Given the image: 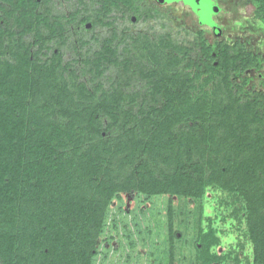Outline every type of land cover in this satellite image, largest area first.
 Wrapping results in <instances>:
<instances>
[{
	"label": "trees",
	"instance_id": "trees-1",
	"mask_svg": "<svg viewBox=\"0 0 264 264\" xmlns=\"http://www.w3.org/2000/svg\"><path fill=\"white\" fill-rule=\"evenodd\" d=\"M0 1V264H92L113 196L196 200L209 184L243 199L251 262L264 264V92L232 76L261 56L219 44L213 65L206 46L192 65L213 85L196 97V75L166 70L171 54L135 66L113 33L81 61L88 84L62 66L68 35L42 11L50 0ZM118 1L104 0L101 16ZM253 2L264 23V0ZM101 16L93 23L113 24ZM136 75L145 88L128 91ZM217 242L202 234L198 264L225 258Z\"/></svg>",
	"mask_w": 264,
	"mask_h": 264
},
{
	"label": "rangeland",
	"instance_id": "rangeland-1",
	"mask_svg": "<svg viewBox=\"0 0 264 264\" xmlns=\"http://www.w3.org/2000/svg\"><path fill=\"white\" fill-rule=\"evenodd\" d=\"M189 1L194 2L119 0L114 3L116 7L113 2L108 3L110 11L106 17L101 16L100 10L104 0H52L51 5L53 12L62 17L75 16L78 27L87 25L83 32L88 36L92 32L99 36L117 33L118 48L122 53L124 48L135 66L138 63L143 68L155 67L157 57L171 54L172 63L166 70L196 75L194 96H208L213 85L208 77L210 71H197L192 65L193 61L203 59L201 44L216 38L227 41L241 38L249 49L258 46L264 50V24L252 17L256 9L253 0H207L214 7L210 11L194 7ZM99 12L104 21L113 22L112 26L96 23L91 28ZM128 15L136 19L130 21ZM84 17L88 19L84 21ZM217 26L222 28L221 34L215 33ZM11 30L14 32L15 28ZM27 39L32 40V35L29 34ZM76 39L77 35L70 37L62 66L68 63V71L89 84L81 62L85 53L78 48L80 42ZM84 39L82 37L81 41ZM91 40L96 48L97 43ZM164 60L167 59L160 57V61ZM136 72L139 74V70ZM115 78L116 69H110L109 84H113ZM244 79H249L244 85L245 93L264 91V69L260 73L246 71L244 77H234L236 81ZM145 83L144 78L133 76L127 90H143ZM119 194V197L113 196L106 207L92 264H198L197 242L203 233L212 235L213 231L218 241L216 249L225 256L219 264H252L244 201L235 193L209 184L202 197L196 200L168 194L149 197L140 192ZM169 203L172 205L171 216Z\"/></svg>",
	"mask_w": 264,
	"mask_h": 264
},
{
	"label": "flooded vegetation",
	"instance_id": "flooded-vegetation-1",
	"mask_svg": "<svg viewBox=\"0 0 264 264\" xmlns=\"http://www.w3.org/2000/svg\"><path fill=\"white\" fill-rule=\"evenodd\" d=\"M188 1V0H187ZM1 2V1H0ZM51 2H52V0H50L47 4H45V5H43V6H45V8H44V10L43 11H45V9H47V12L48 13H50V18L51 19H53L54 18V16L55 15H58V14H56L55 12H53V10H54V8H53V6L51 5ZM189 2H191L193 5H194V7H199L201 10H206V11H210V10H213V6H211L210 4H209V2L207 1V0H194V2H192V1H189ZM134 10H136L135 8H134ZM135 15V14H134ZM59 16V15H58ZM253 19H255V20H258L255 16H254V12H253ZM63 19L61 20V22H62V26H64L65 27V30H67V37H66V40L64 41V45L61 47L62 48V50H63V54L65 55V51H66V49L68 48V45H69V40H70V37L72 36V38H73V36H75V35H77V39H76V41L77 42H80V44H79V46H78V48L80 49V51H81V48H82V51L85 53V54H88V52L89 53H91V50H94V49H97L98 48V46L100 45V42H101V39L103 38V37H105V36H99L98 34H95L94 32H92L91 34H89V36L88 35H86V33H84L83 31L84 30H86V28H87V25H83L82 27H78V25L76 24L75 25V16H64V17H62ZM127 18L131 21V20H135L136 18L135 17H133L132 15H128L127 16ZM85 21V20H84ZM262 22V21H261ZM263 23V22H262ZM94 23L92 22V24H91V28H93V25ZM264 24V23H263ZM95 25V24H94ZM107 27H108V25H106ZM109 26H112V24L111 25H109ZM74 27V28H73ZM111 28H113V27H111ZM221 29L222 28H220L219 26H217L216 28H215V33L216 34H221ZM202 33V32H201ZM29 35V33H27L26 34V36H28ZM82 37H85V39L83 40V41H81V38ZM241 37V36H240ZM91 39H93L94 40V42L95 43H97V46H96V48H93V45H92V43H91ZM116 43V42H115ZM87 44V47H84L85 45ZM223 45V44H227V45H229V46H234V45H236V44H239V46H237L236 48H240V45L242 46V48L244 49V50H246V51H248V52H250V53H252L253 55H259V56H261L262 57V59H263V61H262V63H261V67L259 68V67H256V66H253V67H248V68H246L243 72H239V71H236V72H234L233 73V79H234V77H236V76H243L244 77V75H245V73H246V71H253V72H258V73H260V71H262L263 69H264V50H262L261 48L262 47H258V46H255L256 48L255 49H249L248 48V46L246 45V42L244 41V40H242L241 38H235L233 41H227V40H225L224 38H216L215 40H213L212 42H207V41H204V43H202L201 44V49H202V52H203V49H205V47L206 46H209V47H211L212 48V51L210 52V55H211V57H212V64L213 65H216V63H217V61L215 60V54H216V52H215V50L217 49V47L216 46H218V45ZM53 45H54V47H53V51L54 52H56L57 51V48H56V46L55 45H57V44H55V43H53ZM52 45V46H53ZM92 48H91V47ZM263 46V45H262ZM79 51V52H80ZM88 51V52H87ZM244 80H246V79H244ZM249 79H247L246 81H248ZM236 81V80H235ZM236 82H241V81H236ZM247 83V82H246ZM263 85H264V82H263ZM254 91H260V92H264V91H261V90H254Z\"/></svg>",
	"mask_w": 264,
	"mask_h": 264
}]
</instances>
